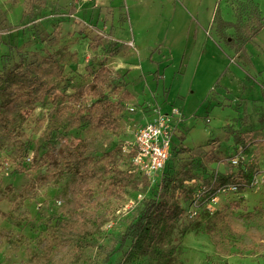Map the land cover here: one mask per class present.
Wrapping results in <instances>:
<instances>
[{
    "label": "rangeland",
    "instance_id": "1",
    "mask_svg": "<svg viewBox=\"0 0 264 264\" xmlns=\"http://www.w3.org/2000/svg\"><path fill=\"white\" fill-rule=\"evenodd\" d=\"M255 12L264 20V0H0V77L23 64L54 85L18 97L0 121V264H264ZM11 99L0 92V104ZM153 107L186 118L155 178L131 151L140 112ZM52 149L85 163L50 166ZM240 171L258 184L189 216L194 190L213 192ZM160 200L186 211L161 241L146 240Z\"/></svg>",
    "mask_w": 264,
    "mask_h": 264
},
{
    "label": "built area",
    "instance_id": "2",
    "mask_svg": "<svg viewBox=\"0 0 264 264\" xmlns=\"http://www.w3.org/2000/svg\"><path fill=\"white\" fill-rule=\"evenodd\" d=\"M140 113L146 119L135 134V140L131 146L132 161L139 171L155 178L157 175L167 172L177 142L181 138H178L177 135L184 130L183 125L186 118L181 109L177 107H170V109L153 107L146 111L141 110ZM175 138L177 140L174 145ZM231 162L239 165V155L232 158ZM258 182L254 176L247 183H219L213 192L194 190L187 213L194 218L199 216L202 211L212 215L215 208L217 211L220 195L241 192V187L243 189L245 187L253 188ZM193 184L196 182L194 181ZM198 185L202 187L200 184ZM184 210L186 211L185 207Z\"/></svg>",
    "mask_w": 264,
    "mask_h": 264
},
{
    "label": "trees",
    "instance_id": "3",
    "mask_svg": "<svg viewBox=\"0 0 264 264\" xmlns=\"http://www.w3.org/2000/svg\"><path fill=\"white\" fill-rule=\"evenodd\" d=\"M249 21V29L247 28V31L250 37L254 38L262 31L264 20L258 12H255ZM41 67L51 69V71H53L52 68H54V71L58 70V67L53 66L50 59H45ZM32 71H34L33 66L24 67L22 64L11 70L7 75L0 77V92L3 94H10L12 98L10 101L0 104V121H5L9 117L8 114L12 113L18 97L49 93L54 88V85L48 81L44 75H32ZM52 152H54V154L50 155V157L47 155L49 159H53V161L50 162V166L53 165L57 167L64 163H72L73 169H81L85 163V159L77 150L65 152L52 149ZM249 178L250 176L245 175L244 171H240L236 176L223 179V183H247L248 181L246 179ZM241 190H243L242 187ZM183 216L184 208L179 204L171 203L166 200L154 202L150 205V212L145 217L147 222L143 235L144 239L161 241L165 238L166 233L174 229L175 222L180 220Z\"/></svg>",
    "mask_w": 264,
    "mask_h": 264
}]
</instances>
